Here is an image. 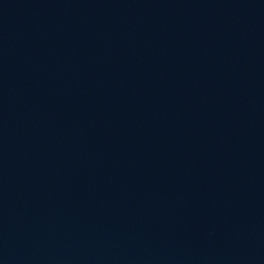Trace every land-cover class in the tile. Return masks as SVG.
<instances>
[{
    "label": "water",
    "instance_id": "obj_1",
    "mask_svg": "<svg viewBox=\"0 0 264 264\" xmlns=\"http://www.w3.org/2000/svg\"><path fill=\"white\" fill-rule=\"evenodd\" d=\"M0 264H264V0H0Z\"/></svg>",
    "mask_w": 264,
    "mask_h": 264
}]
</instances>
